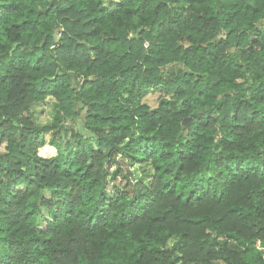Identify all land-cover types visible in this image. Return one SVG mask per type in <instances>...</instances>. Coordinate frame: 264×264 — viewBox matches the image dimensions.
<instances>
[{
    "label": "clouds",
    "instance_id": "9594fccd",
    "mask_svg": "<svg viewBox=\"0 0 264 264\" xmlns=\"http://www.w3.org/2000/svg\"><path fill=\"white\" fill-rule=\"evenodd\" d=\"M160 2L72 0L80 11L65 19L68 0H25L23 34L0 17V79L12 81L0 83V264H264V178L252 175L264 173V0H164L154 12ZM117 24L131 47L109 41Z\"/></svg>",
    "mask_w": 264,
    "mask_h": 264
},
{
    "label": "trees",
    "instance_id": "16d2710c",
    "mask_svg": "<svg viewBox=\"0 0 264 264\" xmlns=\"http://www.w3.org/2000/svg\"><path fill=\"white\" fill-rule=\"evenodd\" d=\"M31 2L32 3H37V2H39V0H31ZM209 4H211V0H188V5L191 8H202V7H205V6L209 5ZM22 6L23 7H27V4L25 3V0H7V2L5 4L0 5V17L6 18V22L2 25V27H3V29L5 31L17 30V32L19 34H23V31L26 28V26L31 23L29 20L23 18V16H19L18 15V13L21 12ZM117 7H119V6H117ZM166 8H167V3H165L164 0H161L160 3L155 5V8L153 9V11L154 12L163 11ZM210 10H215V9L213 7ZM30 11L35 12L36 10L35 9H30ZM64 11L69 14V16L65 18V19H68L72 14H75L76 12L80 11V9L72 7V0H68V7L65 8ZM100 11L103 12L104 9H101ZM135 11H139V8L135 9ZM182 11H187V9L182 8ZM37 15L38 16H40V15L47 16V10H45L42 13H37ZM98 19H99V17L92 16L89 19H84L83 20V25L87 28V32L85 33V35L87 37H93V33L96 32L95 21H97ZM200 19L201 18L199 16L196 17V20H200ZM77 20H79V17H77ZM214 21H215V17L206 16L204 21H203V26L204 27H208V25L210 23L214 22ZM152 23L154 25H156V28L161 30V31H163L164 28H165V22L164 21H160L157 24L156 21L153 20ZM120 29H121V25L117 24L116 25V29H115V35L114 36H110L108 38L109 41L112 44H118V42L121 41V39L123 38L124 40H126L128 42V46L131 47L132 43L134 41H136L137 37L136 36H131V37L126 36V35H124V33L121 32ZM144 33H145V29L144 28H139L137 30V35H142ZM60 35H61V38L63 39L65 33L62 31L60 33ZM231 35H232V31H231V29H229L228 37H222L221 41L218 42V43L222 44L225 40H227V42L230 43L231 42V40H230ZM50 40H51V36L49 35L48 37L45 38L44 43L41 44L39 47L40 48L47 47L48 44L50 43ZM257 43H258V41L256 40L255 37H253L252 40H251V44L252 45H256ZM57 45H58L59 48H64L65 47V44L64 43H60L59 41L57 42ZM81 47H82V45L77 43L75 45V47L73 48V52H75L76 49H79ZM181 47H182V45H181ZM90 50H91L93 56H95L97 59H99L104 54V51H105L101 47V44H97V43H94L91 46ZM119 54H120L121 60H123L124 57H126L128 55V52L123 50V49H121ZM157 58H159V57H157ZM43 62H44V56L41 55L40 57L37 58V64L40 65ZM93 63H95V60H93ZM225 63H228V61H225ZM230 66H234V65H230ZM89 67H91V65H89ZM120 67H121V72L123 73V71H127L130 67H132V65L130 64V62L125 61L123 64H121ZM240 67L243 68V65H241ZM36 71H39V69L37 68ZM185 75L187 76L188 74L186 73ZM58 76L63 78L65 83L69 82L70 79H71V77L67 73L58 74ZM196 82L198 83L199 81H196ZM0 83H12V81H8L7 78L5 77V78L0 79ZM22 83L24 85H26V86L32 85V81L28 80V79L23 80ZM90 83H92V81L85 80L81 84V87H86ZM217 85L218 86L216 87V92H220L223 88H225L227 86H231V85H229L227 83V81H225V83L217 82ZM13 86L16 87L18 85L13 84ZM46 87H47V85L45 84V82L44 81H40L39 88L41 89V91L45 90ZM257 91L258 92L260 91L259 85H257ZM198 94L199 95H203V90H200ZM185 99H190V97H185ZM255 106L257 107L258 110H264V95H262L260 97V101L259 102L255 103ZM207 110H208V107H207V105H205V111H207ZM148 139H151V137H148ZM146 158H147V154L133 155L132 156L133 161L137 162V163H143ZM74 171H79V168H75L74 167ZM158 171H159V168H158ZM167 172H168V169H164V172L160 173V175L163 176ZM80 175H81V177H85V173L84 172H81ZM252 175L254 177L259 175L260 178H264V173H259V174L252 173ZM85 178L90 181V178H87V177H85ZM181 179H182V176H179V177L176 178V184L174 185L175 187H177V188L181 187V183H180ZM243 182L245 184H247L249 182L247 176H245L243 178ZM138 183H140V182L138 181ZM239 183L240 182H237L238 185H239ZM170 190L171 189H168V191H170ZM13 192L16 195H20L21 190L18 189V188H13ZM190 192H191V189H188V190H186V193L183 194L182 198L184 199L185 202H187L188 193H190ZM143 195H147V193L145 192V193H143ZM219 195L221 197H224V193L223 192L219 193ZM245 195H246V193H245ZM178 198H180V197H178ZM261 199H264V188H262L260 192L256 193V201H257V203H259V201ZM233 202L235 203L236 201L234 200ZM5 203H8V202L6 201ZM244 203L245 202L243 200L240 201L241 205H243ZM236 211H238V209H236V208H229L228 209V212H236ZM27 215L31 216L32 215L31 211H29ZM55 218L56 217L54 216L53 219H55ZM221 218H223V217H221ZM193 223H199V221H194ZM12 227L15 228V225L13 224ZM43 235H44V233L41 232L40 235L33 236L32 239L35 240L37 243H39L40 239H41V236H43ZM44 242L48 243V240L46 239ZM54 251L55 252H60L61 254H63L65 250L64 249H55ZM179 259H180V257H177V260H179ZM4 264H7V262H4ZM32 264H37V261L33 260ZM39 264H44V261L40 260ZM105 264H112L111 259L107 260L105 262ZM174 264H175V262H174Z\"/></svg>",
    "mask_w": 264,
    "mask_h": 264
}]
</instances>
